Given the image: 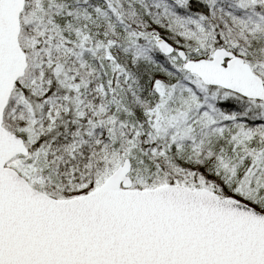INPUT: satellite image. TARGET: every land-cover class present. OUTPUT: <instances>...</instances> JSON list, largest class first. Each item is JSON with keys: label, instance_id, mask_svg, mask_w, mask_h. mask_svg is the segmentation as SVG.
Instances as JSON below:
<instances>
[{"label": "trees", "instance_id": "obj_1", "mask_svg": "<svg viewBox=\"0 0 264 264\" xmlns=\"http://www.w3.org/2000/svg\"><path fill=\"white\" fill-rule=\"evenodd\" d=\"M48 1L51 0H25L21 18L40 3L43 10L38 19L46 31L22 23L19 44L26 54L28 67L15 86L36 74L32 53L39 51L40 45L50 46L43 49L51 54L50 67L46 68L48 88L35 94L25 89L24 98L33 111L43 110L50 95L61 92L65 95L66 109L54 120L50 119L35 143L26 145L27 157L16 158L27 167H34L39 174L43 185L36 184V188L56 199L73 197L78 193L73 187H56L58 177L70 174L88 180L85 190L88 193L99 186L122 159L130 161L133 172L138 161L145 163L151 174L161 173L169 183L189 178L192 189L208 185L213 192L226 194L247 181L251 164L264 155V122L250 120L235 104L218 102L227 107L224 112L229 115L222 129L211 130L202 138L198 135L199 141H188L179 147L168 137H160L154 129L160 95L156 85L153 86V82L176 85L186 73L178 57L173 61L174 56L164 58L158 53L155 35L175 49L188 50L191 44H199L200 53H188V59L212 55L216 49L233 51L251 65L254 73L258 71L264 82V26L251 23L253 12L243 4L245 0L228 3L220 0L208 6L203 4L204 0H186L183 10L174 3L153 0L156 11L160 12V23H155L157 29H152L154 24L142 5L151 3L150 0L143 3L120 0L118 14L111 12L114 5L110 0H89L98 9L89 4L78 7L76 2L82 0H55L58 7L54 8L48 6ZM258 8L263 9L261 5ZM198 22L204 27L206 38L199 32ZM120 26L129 33L146 29L152 35L151 40L147 44L138 41L128 45L122 40L126 34L119 33ZM78 34L85 37L88 48L96 51L82 56L85 67L78 70L82 80L72 92L63 84L67 67L56 49V41L63 40L67 49L73 48ZM26 43L29 47L34 43L35 50H26ZM156 77L162 79L154 81ZM87 82L93 84L96 93L89 94L87 109L79 113ZM205 90L227 93L217 88L205 87ZM236 99L248 101L238 96ZM11 104L8 103L4 112L3 126L14 133L27 125L30 115L25 108H14ZM192 132V135L198 133L197 130ZM46 145H50L54 155L38 165L34 151ZM246 166L250 168L243 174ZM134 184V188L143 189L140 184Z\"/></svg>", "mask_w": 264, "mask_h": 264}, {"label": "water", "instance_id": "obj_2", "mask_svg": "<svg viewBox=\"0 0 264 264\" xmlns=\"http://www.w3.org/2000/svg\"><path fill=\"white\" fill-rule=\"evenodd\" d=\"M24 6L0 0V264H264V214L237 199L175 184L134 189L124 159L89 193L60 200L8 167L28 155L22 138L3 127L27 69L19 44ZM155 45L164 58L175 53L163 38ZM177 57L205 87L264 103L263 80L233 52Z\"/></svg>", "mask_w": 264, "mask_h": 264}, {"label": "rangeland", "instance_id": "obj_3", "mask_svg": "<svg viewBox=\"0 0 264 264\" xmlns=\"http://www.w3.org/2000/svg\"><path fill=\"white\" fill-rule=\"evenodd\" d=\"M103 1V0H102ZM131 2L138 1L143 3V0H129ZM151 3L145 2L142 5L145 6V10L147 11L151 23L154 24L152 29H157V25L155 23H160L158 19L160 17V12L156 11L157 8L153 4L154 1L150 0ZM174 3L180 10L186 8V0H160ZM233 0H223L222 3L232 2ZM206 6L210 4H216L217 2H221L220 0H204ZM48 6L58 7L55 3V0L48 1ZM110 3L114 5L113 9L110 8L112 13H119L120 9V0H110ZM78 7L82 5H90L92 8L98 9L97 6L92 3H89V0L77 1L76 5ZM243 4L250 9V12H253V24L259 23L264 26V7L260 0H245ZM262 6V10L259 7ZM49 8V7H48ZM42 5L36 4L34 8H30L24 18L21 16L24 13V10L20 16V26L28 25L31 28L39 30L41 32L46 31L43 25V22L38 19V17L42 14ZM87 15V13L85 14ZM22 19V20H21ZM23 21V22H22ZM198 30L202 33L203 37L206 38L204 27L198 22ZM264 28V27H263ZM151 31V30H150ZM119 33L126 34L127 37H123L122 40L126 41L129 45L132 42L136 43L138 41H142L144 44H147L151 40V33H149L146 29H141L134 33H129L124 27L120 26ZM113 34V33H112ZM111 34V35H112ZM78 41L75 43L73 48L68 49L65 47L63 40L56 41L55 44L50 43V45H56V49L62 55V60L65 63V67L67 70L64 76L63 84L65 88L70 89L72 92L75 91L77 84L82 80L81 76L78 74V70H80L84 64L82 62V56L86 53L91 54L96 50L88 48L86 46V40L84 41V36L78 34ZM154 39L159 38L156 35L153 37ZM170 44V43H169ZM25 46V49L34 48V43L31 47ZM172 45V44H171ZM173 46V45H172ZM44 47L50 46H39V51H35L32 53L34 58L33 68L36 70V74H31L28 79L24 82H21L17 88H14L9 102H12V107H23L29 113V121L27 125L18 128L13 134L22 138L25 141V145H31L36 142L38 137L45 130L47 125L50 123V119L54 120L60 113H63L66 109V100L65 95L61 92L52 93L50 97L46 100L45 105L43 106V110L36 109L33 111L28 105L24 98V90H30L32 94L44 92L48 88V81L46 76V68L50 67L51 62V54L48 52H43ZM175 48V47H174ZM201 46L197 43L191 44L188 50L182 48L175 49L174 57H171L172 60H176L177 52L183 51L187 56L188 53H192L193 55H198L201 51ZM23 50V49H22ZM31 50V51H32ZM24 51V50H23ZM235 53V52H234ZM113 54V53H112ZM235 55L239 56L235 53ZM244 61L245 59L242 56H239ZM211 58V54L206 57H189L190 60L196 61L200 59L208 60ZM182 63V62H181ZM247 63L251 70V65ZM28 67V66H27ZM85 67V66H84ZM83 67V68H84ZM183 67V66H182ZM82 68V69H83ZM27 70V69H26ZM258 72V71H257ZM254 73L258 77L261 78L260 73ZM26 73V72H25ZM25 76V75H24ZM159 79V80H156ZM162 78H154V81H160ZM262 79V78H261ZM83 82V81H82ZM87 82L86 88H84V98L80 99L79 105V113H83L85 109L88 107V98L89 94L93 96L94 91L96 93L95 87L93 84ZM153 86L157 93L160 95L159 99V114L156 119V123L154 125V129L156 133L163 137H168L171 139L172 143L178 145L179 147L185 145L188 141H199L197 137L199 135L200 138L206 136L211 130H220L222 129L224 123L228 122L229 115L224 112L226 106L217 104L220 103H229L235 104V107L242 110V112L250 118L252 121L264 122V103L255 102V101H238L236 96L231 93H219L217 90L207 92L205 90V86L194 76L185 73L179 79L178 84L167 86L164 84H156L153 82ZM160 85V86H159ZM162 87V88H160ZM98 92V90H97ZM83 94V93H82ZM230 109V107H229ZM197 130L198 133L192 135V131ZM161 137V136H160ZM26 146V147H27ZM133 148V147H132ZM131 148V149H132ZM52 148L50 145H46L42 148H39L37 151H34V156L38 159L37 164L39 165L40 161L48 159L51 154L54 155ZM126 157V155H124ZM123 161V159H122ZM121 163V161L119 162ZM245 164H248L246 162ZM120 165V164H119ZM118 165V166H119ZM130 165H132L130 163ZM8 167L15 170L20 176L24 177L29 185L36 189L37 191L50 196L44 191L36 188L37 185H43L41 179L39 178V174L35 173L34 167H27L25 162L18 161L16 159L12 160ZM250 168V167H249ZM244 167L243 174L247 173L249 169ZM115 171V170H114ZM113 171V172H114ZM109 176V175H108ZM107 176V177H108ZM106 177V178H107ZM129 177L132 182V188H134V183L140 184L143 189H154L159 186L175 184L181 185L188 188L190 186V179L184 178L174 183L167 182L166 178L163 174H157L153 172L151 174L149 172V168L145 163L143 164L141 161L137 162L136 170L133 172L131 169ZM105 178V179H106ZM104 179V180H105ZM88 180L81 176L73 177L70 174H63L62 178H57L56 187L62 188V186H66V188H74L78 193L70 198L79 197L85 195L86 183ZM201 188H209L208 185H204ZM136 189V188H134ZM92 191V190H91ZM212 191V190H211ZM89 193V192H88ZM215 193L221 195L222 197H231L239 200L240 202L258 210L260 213L264 214V155H261L259 159H256L250 168V173L247 181L243 184H238L231 190L227 191V193H220L216 191ZM54 198V197H52ZM69 197L67 199H70ZM56 199V198H55ZM63 200V199H60ZM256 203L257 205H255Z\"/></svg>", "mask_w": 264, "mask_h": 264}]
</instances>
